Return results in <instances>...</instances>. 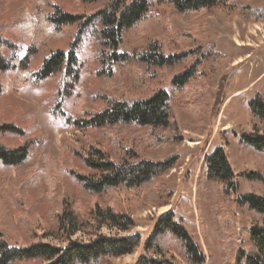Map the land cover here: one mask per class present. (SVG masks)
Masks as SVG:
<instances>
[{"label":"rangeland","instance_id":"obj_1","mask_svg":"<svg viewBox=\"0 0 264 264\" xmlns=\"http://www.w3.org/2000/svg\"><path fill=\"white\" fill-rule=\"evenodd\" d=\"M228 2L226 9L185 15L177 14L167 3L152 4L144 22L147 27L120 34L117 54L127 55V64L109 68L100 63L102 39L97 26L84 29L74 25L51 34L41 25L44 18L59 14L85 23L105 9V1L0 0V38L11 46L1 49L9 67L0 72V127L11 125L23 132L21 137L0 134V144L7 150L29 145L21 165H0V233L9 247L47 244L64 248L69 242L87 243L96 236H126L96 226L91 211L98 206L129 216L135 225L130 234L140 237V246L131 255L100 264H135L144 254L143 244L157 220L167 213L191 235L205 264H230L214 238L215 219L232 230L239 249H253L248 230L260 221L232 201L249 194L264 197V183H250L241 176L257 173L264 178V155L239 143L242 133L264 134V123L247 108L256 94L264 98V21L249 18L247 10H264V0ZM152 41L165 55L193 54L185 62L163 68L153 81L135 61V55ZM29 49L34 53L29 73H36L51 55L75 49L76 80L58 74L40 85L22 83L19 64ZM191 65H198L193 82L181 89L172 87L173 78ZM136 80H143L148 90L168 94L177 126L173 141L152 146L149 131L134 125L72 127L100 113L111 99L130 104L143 100L148 95L135 89ZM217 148L223 149L238 185L237 194L227 200L219 185L205 181L201 170L204 157ZM95 151L114 162L125 151L154 163L173 159L174 167L162 177L169 195L156 204L144 192L122 188L100 195L88 193L75 177H98L83 163ZM166 255L179 264H189L173 245Z\"/></svg>","mask_w":264,"mask_h":264},{"label":"trees","instance_id":"obj_2","mask_svg":"<svg viewBox=\"0 0 264 264\" xmlns=\"http://www.w3.org/2000/svg\"><path fill=\"white\" fill-rule=\"evenodd\" d=\"M82 3L106 2L104 10L89 17L85 23H80L78 17L59 14L44 18L41 22L43 29L57 34L66 27L78 25L80 27H98V35L102 39L99 43V58L102 65L124 66L129 61L127 55L117 54V48L122 31H128L138 26L147 27L144 23L152 4H169L180 15L195 14L216 8L226 9L228 0H79ZM248 17L264 21V10L248 9ZM184 43L186 41L178 39ZM4 47L11 48L0 38V72L8 70V64L1 54ZM178 55H165L156 41L149 43L142 53L135 55V61L145 68L149 78L157 81L163 68H169L185 62L191 58L192 52ZM34 55L29 49L19 64L18 73L22 83L40 85L50 77L61 74L71 81L76 80L74 68L77 65L75 49L67 54L56 53L45 59L36 73H29L30 58ZM197 66H190L181 75L171 81V86L181 89L193 82L197 75ZM107 78L110 73L107 72ZM74 78V79H73ZM135 89L146 93L143 100L128 103L125 100L111 99L100 113L93 115L81 123H73L77 129H102L117 126H136L149 131L148 142L152 146L165 145L173 141L177 134V126L169 106V96L163 90L147 89L144 81H135ZM247 108L253 118L264 123V98L256 94L247 102ZM57 114V113H55ZM59 117V115H56ZM1 135L21 137L23 132L14 126L0 127ZM169 134V135H166ZM239 143L253 151L264 155V134L242 133ZM29 145L23 144L13 150H7L0 144V165L3 167H18L28 157ZM97 158L92 160V158ZM118 162L107 158L105 154L91 152L89 159H83L85 166L98 174L94 180L83 176H76L78 184L88 193L100 195L109 190L125 189L128 191L144 192L153 203H160L169 194L166 192L162 177L175 165L173 159L162 162H151L129 155L127 151L118 154ZM202 174L206 182L215 183L221 188V195L229 199L236 195L238 185L234 181V173L222 148L215 149L206 155L202 163ZM250 183H264V178L257 173H243ZM239 208H247L248 212L260 221L248 230L249 240L253 249L249 252L239 249L232 230L225 222L214 220V238L224 260L230 264H264V197L253 194L237 196L232 201ZM92 220L96 226L108 227L126 236L106 237L96 236L87 243L72 241L64 248H56L47 244H35L25 248L9 247L0 233V264H100L103 261L117 259L131 255L140 246V237L130 234L135 225L125 214L114 213L106 208L101 210L95 206L91 211ZM173 245L180 252L182 258L189 264H205V256L191 235L174 220L171 213L160 217L151 236L143 244V252L135 264H179L174 258L167 257L166 250Z\"/></svg>","mask_w":264,"mask_h":264}]
</instances>
